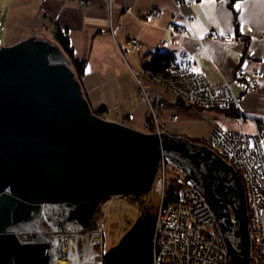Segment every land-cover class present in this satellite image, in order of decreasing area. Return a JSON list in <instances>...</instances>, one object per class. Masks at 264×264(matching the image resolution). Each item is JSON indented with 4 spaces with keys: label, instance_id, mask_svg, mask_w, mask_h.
<instances>
[{
    "label": "water",
    "instance_id": "95a60500",
    "mask_svg": "<svg viewBox=\"0 0 264 264\" xmlns=\"http://www.w3.org/2000/svg\"><path fill=\"white\" fill-rule=\"evenodd\" d=\"M161 158L201 189L232 264H250L247 197L232 165L187 136L99 118L50 37L0 47V264H50L49 242L25 243L14 225L38 215L55 231L88 228L100 197L147 193Z\"/></svg>",
    "mask_w": 264,
    "mask_h": 264
},
{
    "label": "crops",
    "instance_id": "0c3cea01",
    "mask_svg": "<svg viewBox=\"0 0 264 264\" xmlns=\"http://www.w3.org/2000/svg\"><path fill=\"white\" fill-rule=\"evenodd\" d=\"M1 1L5 2L1 11L6 16L5 46L15 45L29 34L53 40L55 29L67 31L75 57L87 60L83 77L78 80L93 112L109 108L114 120L123 118L129 126L148 131L145 123L149 105L139 95L129 64L138 68L145 54L155 51L171 53L176 61L188 52L194 61L193 70L203 73L209 83L233 82L242 115L235 112L233 119H226L216 108L197 111L166 100L158 110L164 131L201 141L215 125L255 133L258 123H264V0H239L237 26L227 0H84L86 7L81 0ZM111 4L115 33L110 30ZM155 8L161 9L162 15L147 19L146 14ZM218 30L227 39L217 37ZM134 38L141 42L138 51L127 45ZM58 47L70 63L69 56ZM240 71L248 80L246 88L238 76ZM255 77L259 82L252 86ZM144 84L151 94L172 97L147 73ZM115 106L118 113L113 112Z\"/></svg>",
    "mask_w": 264,
    "mask_h": 264
},
{
    "label": "built area",
    "instance_id": "2783aa9c",
    "mask_svg": "<svg viewBox=\"0 0 264 264\" xmlns=\"http://www.w3.org/2000/svg\"><path fill=\"white\" fill-rule=\"evenodd\" d=\"M80 2L84 7L88 6L86 1ZM109 11L110 30L115 33V11L112 4ZM161 15L162 10L155 8L145 17L154 20ZM184 18L185 22L189 23L190 18L188 16ZM215 34L217 37L226 38L219 30ZM127 42L132 51H138L141 47V42L137 38L129 39ZM192 59V54L187 52L169 68L166 75L154 78L164 85L166 93L172 94L170 99L163 94L157 96L150 94L144 84L146 73L142 67L134 69L130 66V71L137 79L139 95L151 106L148 112L149 119L145 123V127L151 129L150 132L162 131L158 108L165 104L166 100L197 111L216 108L224 113L226 119H233L235 112L242 115L240 97L233 90V82L224 80L221 85H212L203 73L193 70ZM238 76L243 77V81L246 80L243 71H240ZM257 84L256 79L252 86ZM113 112L118 113L119 107L115 106ZM94 113L104 120H113L109 108ZM240 119L243 117L240 116ZM119 122L127 124L123 118L119 119ZM202 141L232 165L241 176L247 197L248 229L251 239L250 264H264V123H258L255 133L215 125ZM158 169L161 174L158 185L162 197L156 210L152 264H232L218 219L200 188L166 158H162ZM174 172L179 174L180 178L183 177L184 182L176 202L167 205L164 200L167 178ZM103 232V225L89 231L83 230L80 233L81 242L71 245L69 255L74 254L71 258H74L77 264H103ZM68 244L70 243H66ZM49 259L50 264H55L52 256Z\"/></svg>",
    "mask_w": 264,
    "mask_h": 264
},
{
    "label": "trees",
    "instance_id": "16d2710c",
    "mask_svg": "<svg viewBox=\"0 0 264 264\" xmlns=\"http://www.w3.org/2000/svg\"><path fill=\"white\" fill-rule=\"evenodd\" d=\"M232 7L234 23L237 26L239 21V11L236 3L239 0H227ZM54 38L58 45L70 58V65L73 66L75 75L82 79L87 68L86 59H78L74 55V48L71 45L69 34L62 28H57L53 32ZM238 36V34H237ZM239 37V36H238ZM175 56L168 52L155 51V53L145 56L141 60V67L144 73H147L153 79L158 75H166L169 68L176 63ZM105 108L95 110L96 112L104 111ZM199 142L195 138H191ZM202 142V140L200 141ZM183 178V177H182ZM180 178L177 173L168 176L166 193L164 196L165 204H173L181 191L184 178ZM157 208L144 209L141 216L134 222L131 229L125 233L123 238L109 250H104L103 264H152L154 249V230L156 226Z\"/></svg>",
    "mask_w": 264,
    "mask_h": 264
},
{
    "label": "rangeland",
    "instance_id": "374dc122",
    "mask_svg": "<svg viewBox=\"0 0 264 264\" xmlns=\"http://www.w3.org/2000/svg\"><path fill=\"white\" fill-rule=\"evenodd\" d=\"M4 8H5V2L3 3V1L0 0V20H1L0 47H6L5 40L3 37L4 36V26L3 25L5 22L6 16H4L3 12H1V11H4ZM52 41H55V39L53 38ZM146 89L148 90L147 85H146ZM157 95H154V96H157ZM159 118L161 120V117ZM119 119L121 118H118L116 120L113 119L110 121H114V122L117 121L118 123H120ZM166 120H167L166 118L163 119L164 124ZM161 124L163 126V122ZM123 125H128V124H123ZM148 132L151 133L149 130ZM161 132H166L164 131V126ZM198 143L202 144L203 141L202 142L199 141ZM161 160L162 158L160 159V161ZM158 166H157V169H158ZM160 177H161V174L158 169L154 176L153 182L151 184V188L149 189L147 193H142L141 195L130 193V194H124L121 196L110 194L109 196H106V197H103V196L100 197L98 201L99 203V210L97 212V214H99L98 218H95L93 221H90L89 227L83 228L82 230L89 231L90 229L96 228L99 225H103L104 250L111 249V247L119 243L121 239L123 238V236L125 235V233L131 229V227L135 224L134 222L141 216V213L144 209L158 208L159 204L161 203V197H162L160 186L158 185V179ZM156 218H157V215H156ZM41 225L45 230L48 228L52 229L48 221L42 220Z\"/></svg>",
    "mask_w": 264,
    "mask_h": 264
},
{
    "label": "bare ground",
    "instance_id": "6f19581e",
    "mask_svg": "<svg viewBox=\"0 0 264 264\" xmlns=\"http://www.w3.org/2000/svg\"><path fill=\"white\" fill-rule=\"evenodd\" d=\"M238 38L239 37H236V39H238ZM192 61H193V59H192ZM193 63H194V61H193ZM130 66L133 67L130 64L129 69H130ZM240 78L243 80V77H240ZM256 79H257L256 77L253 78V81ZM253 81L251 84H253ZM243 82H244L245 88H246L248 80H245ZM258 82H259V80H258ZM221 84H218V85H221ZM253 86H256V85H253ZM144 101L146 102V100H144ZM146 103H147V105H149L148 102H146ZM150 109H151V106L149 105L148 106V112L150 111ZM148 119H149V116L147 117V120ZM149 124H151V123H149ZM147 130H151V129L148 128ZM143 132L147 133L148 131H143ZM151 133H155V132H151ZM42 220H44L43 217L37 215L32 220L20 222V223L14 225V227H12V229L10 231L12 233L16 234L17 237L25 243L26 242H34V241L35 242L36 241H43L45 243L49 242L50 256H52L53 262L55 264H57V263L58 264H77V261L74 258H71L73 253H71L69 255V253H70L69 251L71 249V245L74 246L75 244H77V243L79 244L81 242L82 236L80 235V233L83 232V230H82L83 228L78 229V230H57V231H55L53 228L52 229L48 228L45 230L41 225ZM68 242L70 244L66 245V243H68ZM227 248H228V245H227ZM228 251H229V249H228ZM59 253H60V255H59ZM250 254H251V251H250ZM56 256H57V258H55ZM230 256H231V252H230Z\"/></svg>",
    "mask_w": 264,
    "mask_h": 264
}]
</instances>
